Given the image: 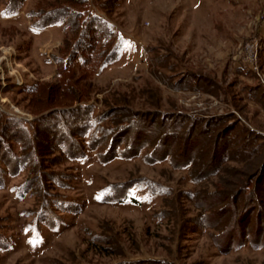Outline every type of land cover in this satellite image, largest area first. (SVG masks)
<instances>
[{
    "label": "rangeland",
    "instance_id": "374dc122",
    "mask_svg": "<svg viewBox=\"0 0 264 264\" xmlns=\"http://www.w3.org/2000/svg\"><path fill=\"white\" fill-rule=\"evenodd\" d=\"M67 2L26 0L7 15V0H0L1 115L32 122L81 104L95 106L96 114L118 110V120L129 112L150 114L144 141H155L161 124L156 117L179 113L219 119L215 124L224 120L220 126L240 123L238 138L245 128L264 142V0H90L91 12L124 45L121 56L93 79L78 80L83 75L75 66L70 84L89 101L47 108L37 102L39 93L27 90L59 83L57 58L66 56L65 38L72 41L75 30L63 23L33 28L42 9ZM195 74L213 86L186 89L184 81ZM192 141L189 158L202 156L206 149ZM107 147L87 149L82 159L33 156L14 175L0 159V264H264V247L246 244L222 254L212 240L216 230L195 227L204 211L193 197L214 190L219 175L228 178L224 169L195 183L190 173L196 166L175 169L170 158L148 161L151 148L103 163ZM13 149L23 154L15 143ZM239 166L229 162L224 168ZM49 174L58 181H49Z\"/></svg>",
    "mask_w": 264,
    "mask_h": 264
},
{
    "label": "trees",
    "instance_id": "16d2710c",
    "mask_svg": "<svg viewBox=\"0 0 264 264\" xmlns=\"http://www.w3.org/2000/svg\"><path fill=\"white\" fill-rule=\"evenodd\" d=\"M25 1L7 0V15L16 14ZM67 1L70 6H55L49 11L42 9L37 15L41 22L34 23L33 28L38 32L63 23L66 29L75 30V33L72 32V41L65 38L66 56L57 58L58 67L64 66L63 71L58 68L57 72L61 84L45 86L35 83L27 90L31 95L39 93L37 102L47 108H54L55 105L70 108L75 103L89 101L86 94L76 90L73 83L70 84L75 74L73 69L79 66L81 70L83 76L78 80L93 79L102 69L120 58L124 46L118 41L113 27L91 12L90 0ZM99 9L104 10L100 5ZM184 82L187 83L186 89L191 87L193 90H205L213 86L210 78L196 74ZM65 87L70 89L65 92ZM61 90L64 94L60 95ZM96 111L93 105L81 104L73 109L54 111L32 122L0 114V159L14 175L22 169L24 163L33 161L30 160L33 156L42 159L41 156L45 158L59 153L70 159H82L87 149L94 151L108 144L105 153L100 156L103 163L118 157L133 159L144 149L151 148V153L145 158L148 161L170 158L175 169H194L196 166V171L190 173L195 183L218 176L224 169V173L229 174L228 178L223 180V176L219 175L214 190L205 188L198 199L193 197L196 206L204 211L195 222L196 229L216 230L217 234L212 235V240L222 254H228L232 249L246 244L255 248L264 247V142H261L259 135L242 128L243 132L238 138L235 133L240 130V123L220 126L224 120L215 124L219 119L193 118L175 113L168 117L158 115L156 120H161V124L157 128V140L144 141L146 118L150 114L143 116L129 112L126 119L118 120L114 118L118 110L109 109L99 114ZM105 123L109 124L104 126ZM113 127H117V130H113ZM90 131H93L92 134ZM194 139L200 142L201 149L206 150L202 156L189 158L190 143ZM13 143L21 147V156L15 154ZM126 143V148L120 150ZM179 144L180 147L175 150L168 149L169 146ZM229 162H238L240 166L224 168ZM56 177L51 174L47 176L49 181H58ZM44 189L48 191L46 187ZM49 202L52 203V200ZM46 205L52 207L48 203ZM255 218L256 223L253 224ZM121 264L172 263L148 260Z\"/></svg>",
    "mask_w": 264,
    "mask_h": 264
},
{
    "label": "crops",
    "instance_id": "0c3cea01",
    "mask_svg": "<svg viewBox=\"0 0 264 264\" xmlns=\"http://www.w3.org/2000/svg\"><path fill=\"white\" fill-rule=\"evenodd\" d=\"M47 30V29H46ZM42 31H44V30H42Z\"/></svg>",
    "mask_w": 264,
    "mask_h": 264
}]
</instances>
